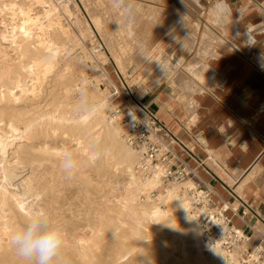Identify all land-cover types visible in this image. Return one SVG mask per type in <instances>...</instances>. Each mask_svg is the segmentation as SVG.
<instances>
[{"label":"rangeland","instance_id":"374dc122","mask_svg":"<svg viewBox=\"0 0 264 264\" xmlns=\"http://www.w3.org/2000/svg\"><path fill=\"white\" fill-rule=\"evenodd\" d=\"M175 1L179 0H0V45L8 51L9 56L13 55L10 42L22 37L21 28L26 23L32 24V48H36L38 37L45 38L52 45L51 56L43 59L49 65L48 74L41 76V79L32 73L31 78L24 80L23 89L27 91L26 97L32 101L33 107H38L33 111L34 116L39 117L43 111L49 110L57 117L50 126L41 125L42 120H37L29 133L38 147L45 141L56 156H45L37 149L36 152H28V148L22 146V141L18 142V130H10L3 122H0V138L7 144L19 143L22 146L18 157L24 161L18 160L15 174L18 175V185L26 182L28 185L25 189H18V197L14 199L18 202V209L10 208L18 217V233L32 217L42 215L45 211L54 212L60 215L56 221L62 222L61 230L66 238L70 236L69 241H77L80 234L87 242L84 249H75L73 243H63L54 264H195L198 252L207 261L213 259L209 249H204L191 231L178 234L182 227L180 223L157 226L150 222L148 216L141 214L142 210H149L156 202L158 190L165 188H159L154 180L152 189L143 191L139 188L147 179L143 180L135 174L136 153L131 165L136 184L129 180V173L125 172L126 165L119 162L112 161L110 171L101 176L93 168H86L83 176L75 174L79 172L77 169L70 173L73 174V185L77 188V198L69 194L66 184L70 175L61 168L65 153L76 151L78 157L85 156L79 149V136H73L65 124L72 123L84 114L87 133L94 135L98 144L102 143L106 130H114L119 134L118 127L107 118L109 108L116 104L110 98L111 89H120L122 85L132 87L127 83L132 70L140 71L149 63L151 67L160 65L164 54L162 37L174 31L178 19ZM120 24L125 27L126 39L117 31ZM39 27L41 33L40 29L37 30ZM2 36L6 37V42L1 39ZM35 64L40 66L39 62ZM27 65L34 69L32 63ZM146 75L147 72H142L138 81ZM121 141L120 148L129 150ZM15 158L9 151V164L0 169V177L16 176L12 167ZM22 167L28 169L27 174ZM52 178L57 181L55 187L60 185L58 190H63V193L56 195L66 199L64 204L52 203L54 200L50 193L38 196L35 191L39 184ZM177 186L182 187L181 190L187 195L186 188L191 186V181ZM164 191H174L180 198H185L178 187ZM38 198L39 203L32 201ZM131 211H134L135 216L131 215ZM188 216L187 210L186 220ZM95 230L99 231L97 241L88 240ZM94 243L97 244L93 248L86 249ZM76 244L79 247L83 245L80 241ZM0 264L32 262L21 256L15 245L0 254Z\"/></svg>","mask_w":264,"mask_h":264},{"label":"crops","instance_id":"0c3cea01","mask_svg":"<svg viewBox=\"0 0 264 264\" xmlns=\"http://www.w3.org/2000/svg\"><path fill=\"white\" fill-rule=\"evenodd\" d=\"M174 4L160 65L132 70L127 83L188 151L185 161L199 164L200 179L222 201L240 195L264 222V0Z\"/></svg>","mask_w":264,"mask_h":264},{"label":"bare ground","instance_id":"6f19581e","mask_svg":"<svg viewBox=\"0 0 264 264\" xmlns=\"http://www.w3.org/2000/svg\"><path fill=\"white\" fill-rule=\"evenodd\" d=\"M19 13H21V12H19ZM28 21H26V22H28ZM120 22H121V20H120ZM0 25H2V24L0 23ZM5 27H6V25H5ZM123 27H124V25L120 24L118 26L117 31L120 33V35L123 39H126L127 37L125 35V33H126L125 27L124 28ZM0 29H1V27H0ZM39 29H40V27L37 30L39 31ZM21 30H22L21 31L22 37L20 39H18V41L12 38L13 40L10 42L11 43L10 44L11 49H12L10 51L13 52L12 56H9L8 51L5 50L4 48H2L0 45V122H3L4 125H6L10 130H13V129L18 130V142L21 140L22 142L21 141L20 142H21L22 146H24V147L26 146L28 148V152L33 153V151H35V149H37L39 153H41L45 156H53V155L56 156V153L51 152L49 147L45 144V141H43L40 144V146L38 147V145H36V143L33 141V138L29 137V133L32 130V127L35 125L37 120H40V122L42 120L41 125L46 124V125L50 126V125H52V123L54 122V120L57 117L52 113V111H49V110L43 111V113L39 117L34 116L33 111L36 110L38 107L37 106L33 107L32 101L27 99V97H26L27 91L23 89L24 80L26 78H31L32 73L36 74L37 76H40L39 78H41V79H42L41 76L45 77L48 74L49 65L45 64L43 59L47 58L48 56H51L52 51H51L50 47L52 45L50 44L49 41H46L45 38L41 39L38 37V39L35 42L37 44L36 48H32V40H31L32 39V36H31L32 35V24L27 25V23H26L21 28ZM41 32H42V30L40 29V33ZM6 34L7 33H5V35ZM5 38L6 37H4V36L1 37V39L3 41L6 40ZM127 41H128V39H127ZM24 60L26 62H24ZM35 62H39L40 66H38V64H35ZM31 63L33 64L34 69H31L28 67L27 64H31ZM206 73H207V71H206ZM36 81H37V79H36ZM26 84H27V82H26ZM32 87H34V86H32ZM79 102H81V101H79ZM74 106H75V104H74ZM96 109H98V108H96ZM82 111H83V109H82ZM85 115H87V114L85 113ZM95 115H96V112H95ZM107 115H108V113H107ZM83 119H84V114L81 115V117L79 119H76L75 121L71 120L72 123L69 122V124L64 125L66 128H69L72 131L73 136H79V140H81L79 142V144H80L79 149L82 153H85V156H82V157H78V155H76V151H75V153L74 152H71L69 154L65 153L66 156H65V158H63V162H61L62 170L70 175L69 180L66 184L69 188V194L72 195L73 198L78 197L77 188H75L73 185V182H74L73 181V174H70L71 172L79 169V172L75 173V174H79V175L83 176L86 168H90V169L93 168L92 170L98 176H101V175L107 174L110 171L112 161L119 162L120 164L126 165L125 166V172L129 173V176H130L129 180L131 179L132 183L136 184V178L134 177V175H133L134 172L132 173V169H131L132 168L131 165H132L133 161L135 160V156H136L135 153L131 149H129L128 147L127 148L129 150L122 148V147L120 148V145H121L120 139L121 138L119 139V136H118L119 134H117V132L114 130L110 131L109 128H108L109 129L108 131L105 129L106 130L104 132L105 134H104V136H102L103 141L101 140L102 143L98 144L94 135H92L91 133L90 134L87 133V126H86L85 121ZM92 120H94V119H92ZM100 120H102V119H100ZM108 121L110 123L114 124L109 119H108ZM96 122H98V121H96ZM106 128H107V126H106ZM98 129H99V127H98ZM35 131H37V130H35ZM98 135H100V134H98ZM101 141H99V142H101ZM121 143H122V141H121ZM21 144L17 143L15 145L14 144L10 145V144L3 142L0 138V169H4L9 164L7 162V160H8L9 151H10L11 156H16V158L13 162V163H15V165L13 164L12 167L14 169V174L17 173V171H18V169H17L18 168V160H23L20 156L18 157V154L22 148ZM12 151H13V153H11ZM57 154H60V153H57ZM76 159L78 161H76ZM32 161H34V160H32ZM39 161H40V159L36 160V162H39ZM67 163H71L72 167H70V168L65 167V165ZM22 169H23V172L27 174L28 169H26L25 167L24 168L22 167ZM123 172H124V170H123ZM135 174L138 175L139 177H141L143 180L147 179L143 183H141V182H140L141 184L139 183L140 184L139 188H141L143 191L150 190L154 187L153 180L158 185L156 177L145 178V177H142L140 174H138L136 171H135ZM11 176H8V178L0 177V254L2 252H4L5 249H7L8 247L16 245L14 243V237L18 233V217L13 213V211L10 208L14 207V208L18 209V202H15V200H14L16 197H18V194H19L18 189H21V188L25 189L28 185V182H26L24 184L21 183L20 185H18V175H16L15 177H11ZM138 181H140V180H138ZM56 182L57 181L54 178H52V180H50V181H43L41 184L38 185V187L35 189V191L38 193V196H42L43 194L50 193V195L52 196V199L54 200L52 203H55L57 205H59L61 203L64 204L66 202V199H63L60 196L56 195L57 193L63 191L62 189L58 190L60 185L55 187ZM158 187H159V185H158ZM173 187H178V190L180 191L181 195L184 196L186 199L182 198V197L180 198L179 196H177L176 193H174V191L173 192L164 191V190L170 191V189H172ZM181 188L182 187L177 186V185H171L170 187L165 188L164 190H158L159 195L157 196V198H155L156 202L152 206H150L149 210H142L141 214L144 217L148 216L150 222L154 223L157 226H171V225H175V224L178 225V223H180L182 225V227L178 231V234H187L188 232L191 231L194 239L196 241H198L199 240V232H198V228H197L196 223L193 221V219L190 216H188L187 220L185 218V214H186L187 210L189 209V200H188L187 195L185 194L184 191L181 190ZM135 190H137V189H135ZM19 191H21V190H19ZM155 191H157V190H155ZM69 199H70V197H69ZM32 201L39 203L40 199L39 198L36 200L32 199ZM63 204L61 206H63ZM139 210H141V209L139 208ZM101 214H103V213H101ZM42 215H44L51 224H54L55 226H58L61 229L62 222L56 221V220H58V218H60V215H56L54 212L48 213L46 211L42 212ZM131 215H134V211H131ZM98 221H99V219H98ZM95 222L96 221H94V223ZM99 227H100V225H99ZM103 227H104V225H103ZM153 231L158 232V230H155V229H153ZM98 232H99L98 230H95L93 235H92L93 238L91 236V238L88 240L95 241L97 239ZM79 236H80V238H77V241L76 240L69 241L68 238L70 236H68L67 238L64 236V243H66V244L73 243V246L75 249H77V248L84 249V244H87V242L81 238L82 236L80 234H79ZM85 239L87 240V238H85ZM172 239H174V238H172ZM79 241L83 243V245H81L80 247L76 244V242L79 243ZM95 244H97V243H94L92 245V247L89 246L86 249L90 250L91 248H93L95 246ZM209 253L213 256V259L211 260V262L207 261L206 258L200 252H198L196 255L195 261H194L195 264H237V263H234L231 260H229L218 249H209ZM184 256H185V254H184ZM174 264H177V262L176 263L174 262Z\"/></svg>","mask_w":264,"mask_h":264},{"label":"built area","instance_id":"2783aa9c","mask_svg":"<svg viewBox=\"0 0 264 264\" xmlns=\"http://www.w3.org/2000/svg\"><path fill=\"white\" fill-rule=\"evenodd\" d=\"M108 119L119 129L124 144L137 155L135 171L142 177H156L160 188L181 185L189 200L188 213L196 223L204 249H218L237 264H264V222L250 205L231 192V203L222 201L215 189L197 175L185 157L190 154L156 115L138 99L132 87H112ZM177 145V150L175 149ZM255 218V226L249 221Z\"/></svg>","mask_w":264,"mask_h":264},{"label":"clouds","instance_id":"9594fccd","mask_svg":"<svg viewBox=\"0 0 264 264\" xmlns=\"http://www.w3.org/2000/svg\"><path fill=\"white\" fill-rule=\"evenodd\" d=\"M223 7H227L226 3ZM65 167H72L67 163ZM19 254L32 264H54L64 243L62 230L43 215L32 217L26 227L14 237Z\"/></svg>","mask_w":264,"mask_h":264}]
</instances>
